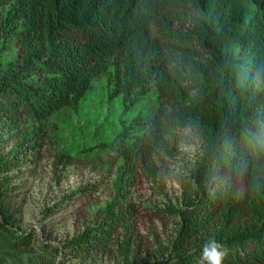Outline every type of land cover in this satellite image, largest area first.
I'll return each instance as SVG.
<instances>
[{
    "label": "trees",
    "instance_id": "1",
    "mask_svg": "<svg viewBox=\"0 0 264 264\" xmlns=\"http://www.w3.org/2000/svg\"><path fill=\"white\" fill-rule=\"evenodd\" d=\"M102 76L123 108L113 132L105 115L81 117ZM152 94L155 105L129 116ZM0 120L23 126L37 151L61 144L59 160L117 163L102 226L75 238L76 250L106 248L118 220L139 215L123 184H156L190 137L203 147L197 193L208 182L212 191L177 208L180 233L153 264H201L209 238L227 250L224 264H264V0H0ZM20 162L0 159V172ZM219 223L240 232L205 234ZM30 242L0 231V246Z\"/></svg>",
    "mask_w": 264,
    "mask_h": 264
},
{
    "label": "rangeland",
    "instance_id": "2",
    "mask_svg": "<svg viewBox=\"0 0 264 264\" xmlns=\"http://www.w3.org/2000/svg\"><path fill=\"white\" fill-rule=\"evenodd\" d=\"M105 82L104 76L96 79L81 117L91 125L100 113L112 129L123 108L121 99L115 103L107 100L102 88ZM154 96L133 108L129 116L155 105ZM18 125L0 120V159L21 161L12 170L0 172V231L7 237L28 235L31 242L19 248L0 246V264H153L171 254L182 222L177 208L192 207L199 196L212 191L208 182L203 195H198L193 178L203 155L202 144L190 137L181 139L163 161L156 184L146 177L123 184L121 197L137 202L139 215L129 224L118 220L120 224L113 226L106 248L76 250L72 243L75 238L102 226L108 202L117 194V163L108 166L110 157L106 154L70 162L59 160L57 148L61 144L49 141L37 151L30 147L31 139L23 140L25 128ZM123 183L131 182L126 179ZM220 225L207 228L205 234L240 232L238 227L223 230Z\"/></svg>",
    "mask_w": 264,
    "mask_h": 264
},
{
    "label": "clouds",
    "instance_id": "3",
    "mask_svg": "<svg viewBox=\"0 0 264 264\" xmlns=\"http://www.w3.org/2000/svg\"><path fill=\"white\" fill-rule=\"evenodd\" d=\"M227 250L214 238L206 240L202 247L201 264H224Z\"/></svg>",
    "mask_w": 264,
    "mask_h": 264
}]
</instances>
